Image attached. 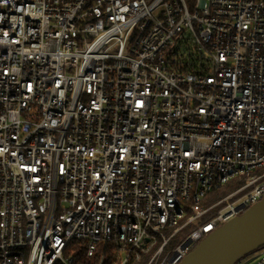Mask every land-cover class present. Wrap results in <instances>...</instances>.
<instances>
[{
	"label": "built area",
	"instance_id": "obj_1",
	"mask_svg": "<svg viewBox=\"0 0 264 264\" xmlns=\"http://www.w3.org/2000/svg\"><path fill=\"white\" fill-rule=\"evenodd\" d=\"M263 198L264 0H0V264H179Z\"/></svg>",
	"mask_w": 264,
	"mask_h": 264
},
{
	"label": "water",
	"instance_id": "obj_2",
	"mask_svg": "<svg viewBox=\"0 0 264 264\" xmlns=\"http://www.w3.org/2000/svg\"><path fill=\"white\" fill-rule=\"evenodd\" d=\"M264 245V198L211 232L179 264H231Z\"/></svg>",
	"mask_w": 264,
	"mask_h": 264
},
{
	"label": "trees",
	"instance_id": "obj_3",
	"mask_svg": "<svg viewBox=\"0 0 264 264\" xmlns=\"http://www.w3.org/2000/svg\"><path fill=\"white\" fill-rule=\"evenodd\" d=\"M223 189H226L225 191H223ZM228 189H230V187L226 184V185H223L217 189H215L213 191V193H216L218 196L222 195L223 193L225 192H228ZM233 189V188H232ZM195 226V224H191L189 225V227L184 230L178 237H182L184 236L185 234H187L189 232L190 229H192L193 227ZM71 244L73 245H78L77 242H72ZM81 252H82V249L81 251H79V253L76 255V264H79L80 262V255H81ZM104 264H112V250L111 249H108L107 250V253H106V259L104 261Z\"/></svg>",
	"mask_w": 264,
	"mask_h": 264
},
{
	"label": "rangeland",
	"instance_id": "obj_4",
	"mask_svg": "<svg viewBox=\"0 0 264 264\" xmlns=\"http://www.w3.org/2000/svg\"><path fill=\"white\" fill-rule=\"evenodd\" d=\"M242 182L243 181H241L239 178H236V179L230 181L227 184L230 187V189H228V192H230L233 189L239 187ZM225 190L226 189H223V191H225ZM218 198H219V196L216 193H211L210 195H208L206 198L203 199V204L206 205V206H209L213 202L217 201Z\"/></svg>",
	"mask_w": 264,
	"mask_h": 264
}]
</instances>
